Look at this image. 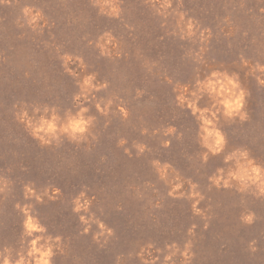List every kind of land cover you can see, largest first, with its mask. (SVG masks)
I'll return each instance as SVG.
<instances>
[{
  "label": "rangeland",
  "instance_id": "374dc122",
  "mask_svg": "<svg viewBox=\"0 0 264 264\" xmlns=\"http://www.w3.org/2000/svg\"><path fill=\"white\" fill-rule=\"evenodd\" d=\"M115 2L119 16L96 0H0V254L14 261L42 235L53 238L51 264H264V193L210 179L234 167L225 156L236 149L264 167V0ZM213 71L238 76L247 119L220 115L226 144L205 160L200 121L176 97ZM90 75L106 86L77 101ZM45 107L58 123L87 108L93 122L82 138L45 144L16 118L38 120ZM154 162L170 165L165 179ZM78 199L87 210H75ZM24 206L44 233L24 235Z\"/></svg>",
  "mask_w": 264,
  "mask_h": 264
},
{
  "label": "clouds",
  "instance_id": "9594fccd",
  "mask_svg": "<svg viewBox=\"0 0 264 264\" xmlns=\"http://www.w3.org/2000/svg\"><path fill=\"white\" fill-rule=\"evenodd\" d=\"M96 6L100 9L101 14L109 16H119L120 8L118 7L115 0H96ZM162 8L171 7L170 0H165L161 5ZM180 21L184 20V14L179 13ZM39 18V13L32 17L30 23H34ZM195 21L189 19L186 24L187 35L192 36L195 34L194 28ZM203 37V33H201ZM101 39H107L111 41L110 34H105ZM103 49V45H101ZM72 59L71 56L66 55L63 57L65 61V67L67 62ZM264 71V68L260 69ZM70 71V70H69ZM259 79V78H258ZM94 76H87L84 78L81 88L82 92L75 97L77 101L80 100L81 95L87 99L88 91L95 88L99 90L100 87L106 85H94ZM261 84H264V80H260ZM179 95L176 99L180 106H186L191 109V112L200 121L199 135L203 147L207 149V153L204 154V159H207L208 153L213 155L219 154L223 151L226 144V138L222 130L218 127L219 116L223 115L227 119L239 118L241 121L247 119V114L243 111L245 104L246 91L241 87L238 76L233 74L229 75L226 72L213 71L204 80H197L194 91H189L188 86H180L177 89ZM187 94V95H186ZM207 95L211 101L209 107H199V100ZM191 97V98H189ZM111 104V101H109ZM97 108L100 109V105L97 104ZM106 111V109H100ZM39 108L34 109L35 112H39ZM44 115H41L38 120H33L29 116L26 110H22L17 113V119L26 125L27 128L31 129V133L34 137L39 139L42 143H50L53 139H58L60 134H66L72 139H79L85 136L89 131V128L93 122V118L85 117V113L88 111L87 108H81L75 115L71 113L67 114L66 119L60 122V117L55 113L54 109L44 108ZM120 111L127 115L126 110L121 108ZM51 112L49 116L48 113ZM146 131V130H145ZM174 128H168L165 135L174 132ZM124 143V141H121ZM165 141V146H167ZM141 152L144 151L143 145H137ZM225 162H234V167L230 168L225 176L224 170L219 169L216 176L210 179L217 186L220 185L221 181L225 187L231 185V181H237L241 190H244L249 185H256L261 193H264V167L258 165L254 159L250 158L249 153L246 149H236L229 155L225 156ZM159 172L160 178L165 179L167 175V169L170 165L161 166L159 162H154ZM177 179H179L177 177ZM182 185L176 183L169 195H174ZM195 185H192L193 191L190 193L191 198L199 197V193L195 191ZM36 195L31 187H26V196L31 197ZM180 195H184L180 193ZM202 198V197H201ZM36 199L40 197L37 195ZM19 208L20 206L17 205ZM81 208L87 210V202L81 205L79 199L76 201V211H80ZM195 211V204L193 205ZM25 219L23 223L24 235L27 237H33L34 233H44L46 229L39 223L38 219L31 215L29 206L21 208ZM245 222L251 223L253 221L252 215H247L243 218ZM81 220L87 223V220L82 216ZM99 227L103 230L105 226L101 223ZM87 231V229H85ZM109 234H110V230ZM60 238H55V243L58 244ZM43 241V243H41ZM54 242L52 237L45 238L42 235H36L34 238L28 241V247L26 253L20 251L17 253L18 259L12 260L9 249L4 250V254H0V264H51V258L54 255L53 252ZM174 247V246H173ZM166 257L165 259H170ZM144 264H154L152 261H145Z\"/></svg>",
  "mask_w": 264,
  "mask_h": 264
}]
</instances>
